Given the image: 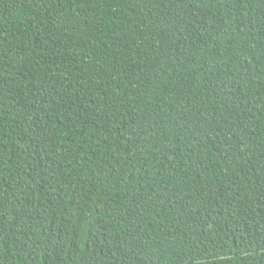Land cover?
Segmentation results:
<instances>
[{"label": "trees", "instance_id": "16d2710c", "mask_svg": "<svg viewBox=\"0 0 264 264\" xmlns=\"http://www.w3.org/2000/svg\"><path fill=\"white\" fill-rule=\"evenodd\" d=\"M0 264H264V0H0Z\"/></svg>", "mask_w": 264, "mask_h": 264}]
</instances>
